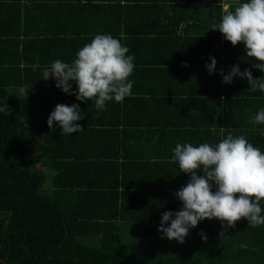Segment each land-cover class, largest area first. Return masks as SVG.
<instances>
[{"label":"trees","instance_id":"1","mask_svg":"<svg viewBox=\"0 0 264 264\" xmlns=\"http://www.w3.org/2000/svg\"><path fill=\"white\" fill-rule=\"evenodd\" d=\"M11 1L0 4V105L9 109V114L0 113V264H264V225L248 226L244 218L226 229L216 219H205L189 231L183 244L161 239L157 230L163 212L182 207L175 193L189 179L171 160L177 143L215 144L228 134L244 135L264 151L260 134L264 125L249 123L264 108V94L252 92L246 79L237 77L225 84L218 74H227L237 64L241 71L250 69L254 78L264 77V72L252 68L255 59L245 56L243 44L232 46L218 30H211L222 14L244 0H126L125 7L120 0H100L108 4L98 6L104 11L130 5L144 13L141 30H126L131 38L124 42L147 43L144 50H131L133 55L151 50L157 59L152 61L157 66L152 73L164 74L161 56H175L180 45L184 56L194 59L184 73L169 67L171 73L180 72L174 78L179 90L169 88L167 94L160 90V96L140 101L151 104L144 105L143 114L156 118L152 129L136 133V143L129 147L121 139L130 131L125 118L119 121V103L106 102L99 112L91 101L81 103L65 94L47 96L51 89L43 88L33 94L26 86L20 50L29 33L26 23L20 24L24 20L16 8L19 4ZM28 1L34 14L59 7ZM182 24L186 38L177 34ZM189 24L198 28L197 39L191 37ZM75 36L70 42L74 47L89 43L80 38L88 34ZM210 56L217 61L211 75L205 67ZM139 63H144L142 58L135 57L134 64ZM186 73L202 79L205 88L203 83L201 88L186 87ZM21 87L27 92L22 99L8 93ZM183 95L188 97L178 100ZM73 103L84 115L77 122L84 130L68 136H62L58 126L50 130L46 121L55 106ZM110 111L115 113L114 122L102 121ZM167 116L169 132L161 128L168 124L163 122Z\"/></svg>","mask_w":264,"mask_h":264},{"label":"clouds","instance_id":"2","mask_svg":"<svg viewBox=\"0 0 264 264\" xmlns=\"http://www.w3.org/2000/svg\"><path fill=\"white\" fill-rule=\"evenodd\" d=\"M211 30H218L232 46L243 44L246 57L264 61V0H244L234 10L222 14ZM134 60L129 48L118 38L96 34L76 52L71 63L57 59L45 67L42 79L51 78L63 93L74 95L81 103L91 101L102 111L106 102L122 103L132 95L134 81L129 77L134 72ZM209 60L205 67L211 75L217 71V61L212 56ZM251 66L264 72V63L252 62ZM218 74L225 84H231L237 77L246 79L252 92L264 94V77L254 78L248 68L241 71L237 64L227 74L223 71ZM25 91L23 87L19 89L20 93ZM0 113L9 114L5 104L0 105ZM83 118L79 104H57L46 123L50 130L54 131L55 125L62 130V136H68L84 130L77 123ZM249 123L264 125V108L258 109ZM260 134L264 136V128ZM171 160L178 163L180 173L187 174L189 179L175 193L182 204L180 210L161 215L157 229L161 239L183 244L189 231L205 219H216L225 229L235 227L242 218L254 228L264 225V151L244 135L228 134L215 144L177 143ZM202 239L207 237L202 234Z\"/></svg>","mask_w":264,"mask_h":264},{"label":"crops","instance_id":"3","mask_svg":"<svg viewBox=\"0 0 264 264\" xmlns=\"http://www.w3.org/2000/svg\"><path fill=\"white\" fill-rule=\"evenodd\" d=\"M11 2H14L12 4H19L18 6H16V8L21 11V19L24 20L21 21L20 24L23 27L26 26V31L29 33L27 37H24L26 39H24L21 44L22 46L20 51L21 56H23L22 59L24 63L20 65L22 66L21 69H24L26 73V86L29 89L35 91V93L33 94H38L36 92L40 91L42 88L48 90L51 89L50 93H46L47 96L56 97L58 95L65 94L55 87V81L53 82L51 78L48 80L42 79V70L57 59L67 63H71L75 59L76 52L80 48H82L80 46L74 47V45L70 43L72 40L77 38L75 36L76 34H88V37L80 38H87V40H89V43L96 34H111L113 37V34H116V38H118L123 45H126L129 48V54L131 55H133V51L131 49L139 48L140 50H144V44H147L145 42H124V40L131 38L126 35V30L135 33H138L141 30L140 18L142 15H144L143 12L136 11L134 8H131L130 5H128V9L124 8L125 10L120 8H113L112 11L111 9L104 11L101 10V8H99L98 6H100L101 4L106 5L107 3H102V1L100 0H39L38 2H49L59 7H55L52 9L51 6L50 8L54 10L53 12H51L52 10H46L43 12L41 10L42 13L34 14L35 11H31V9L33 8H29V6H31L32 4L31 1L13 0ZM125 2L126 0L119 1L120 5L123 7L126 6L123 5ZM1 3L2 0H0V4ZM12 14H14V12H12ZM20 24L16 22L13 25V28H19L18 25ZM189 25L190 35L192 34L191 37H195V33L197 32L198 28H196L195 24ZM184 31L185 26L182 24L177 28L178 36H183L186 38V35H184ZM220 36L222 39V34ZM179 47H177L175 56H169L168 54H166L165 56H161V62L163 64L162 66H165L166 70L164 74H161V76H159L160 74L156 75L155 73H152V71L157 70L156 65H151L152 61H157V59L153 58L151 50H149V52L142 51L139 52V55H134V57H137L138 59L141 57L144 63L135 65L134 71L136 72L129 77L130 80L134 81L132 95L125 98L122 103H119L120 107L117 111L120 112L119 121L124 122L125 118L127 123L126 128L130 131L127 136L125 135L126 133H124L123 137L121 138L126 146L129 147L131 146V144L136 143L134 140L136 137V133L147 134L148 130L152 129L151 125L156 118L154 116V118L150 119L143 114V111H141V109L144 108V105L149 108L151 104L148 105L144 104L143 102H141V104L140 101L145 98H149V96H160V90H165V94H167L169 88L174 90L175 87H177V89L179 90L178 86L180 84H178L174 80V78L175 75L176 78H179L180 72H169L170 65L174 68L179 67L180 71L182 72L191 68L190 61H194V59L191 57V54H189V56H184L186 52L183 53L181 45ZM189 48H191V46L187 45V49ZM165 60H168V62L166 63ZM178 60L182 62H180V64L169 63ZM196 60L199 61V59ZM172 70L178 71L177 69ZM188 74L186 73L187 77L186 79H184L186 87L193 85L196 88L198 86L199 88H201L200 83H203V88H205L204 81L202 79L200 81V79L197 78V72H194L197 77L193 75L191 78L190 76H188ZM256 78H259L258 75L256 76ZM198 82L199 84H197ZM213 84L214 86L216 85L215 80ZM73 87L75 88V84H73ZM186 90L189 91L190 88H186ZM233 90L239 91L240 89L237 90V87H235L233 88ZM244 91L247 92L249 90L246 89ZM8 93H12L13 96L19 99H22V97L27 94V92L20 93L19 89L15 88L9 89ZM65 96L75 97L74 95L68 94H65ZM184 97V95L179 96L178 100H181ZM186 97L188 96L186 95ZM166 99L165 100L169 102V95ZM112 111H115L114 108L112 109ZM115 117V113H112L110 111L108 115L102 117V121H106L108 123H110L111 121L114 122ZM165 119L167 120V122H163L168 124H165V127L161 128H165L166 132H169V116H167V118ZM120 127H122V124L119 126V128ZM167 143L169 145V140L167 141Z\"/></svg>","mask_w":264,"mask_h":264},{"label":"built area","instance_id":"4","mask_svg":"<svg viewBox=\"0 0 264 264\" xmlns=\"http://www.w3.org/2000/svg\"><path fill=\"white\" fill-rule=\"evenodd\" d=\"M224 1H237V0H224Z\"/></svg>","mask_w":264,"mask_h":264}]
</instances>
